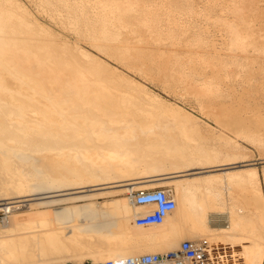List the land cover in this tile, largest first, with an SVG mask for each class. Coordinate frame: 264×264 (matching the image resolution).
<instances>
[{
    "label": "bare ground",
    "instance_id": "1",
    "mask_svg": "<svg viewBox=\"0 0 264 264\" xmlns=\"http://www.w3.org/2000/svg\"><path fill=\"white\" fill-rule=\"evenodd\" d=\"M8 1L10 5L7 6L0 2V31L9 34L6 38L0 37V209L7 214L22 206L30 209L34 203L94 199L106 193L113 195L124 189L164 182L173 185L171 190L176 204L158 224V229L137 227L132 222L134 228H143L142 238H134L133 242H130V218L143 208L131 213L130 206L141 207L132 206L129 198L124 196L103 203L88 201L83 205L75 203L45 211L30 210L28 216L11 213L0 222V264H80L85 260L166 251L176 248L182 239L204 236L213 243L215 239V242L230 240L240 244L241 240L248 239V244H241L244 246L241 248L243 264H260L264 259L263 207L251 205L252 209L248 207L246 213L233 208L230 230L222 227L221 232L213 233L207 223V210L223 204L220 185L225 181L229 184L246 181L260 197L255 168L237 167L224 170L225 173L222 171L223 175L206 172V169L220 166L226 160L229 161L227 164L245 161L241 158L244 155L230 151L223 159L218 147L207 145L197 133L185 127L165 133L149 129L153 124L145 119L152 115L149 104L155 98L147 103L129 92L131 81L78 45L70 47L53 37H41V29L29 24L11 6L12 0ZM258 1L232 0L224 6L238 15V19L219 20L229 34L231 44L242 52L232 58L231 65L243 68L249 75L252 63H258L261 54L264 55V35L262 42H258L251 39L250 32L255 21L251 15L261 11ZM61 2L71 31L92 41L95 48L133 65L139 71L153 72L166 83L177 78L187 85L192 84L191 76L197 71L193 64L188 71H185L181 59L168 65L170 56L164 59L162 55H156L150 42L137 36L144 29L158 39L162 38L164 33L157 28L155 18L160 11L169 16L171 9H141L134 0H93L92 13L86 14L78 2H75L76 6L71 4V0ZM250 49L256 53L249 55ZM163 63L174 71L170 72L172 79L161 73ZM217 65L218 68L204 80L203 85L191 86L193 93L203 99L206 107L202 108H207L206 111L215 108L214 99L225 92L223 78L236 74L223 62ZM243 81L246 83L247 80ZM258 90L264 93V85L261 89L250 85L246 92ZM175 110L180 111L176 107ZM141 118L144 121H140ZM235 134L264 149V134L241 130ZM224 140L231 143V138ZM47 155L55 159L66 156L70 160L65 165L54 163L46 166L54 170L53 174L58 173L49 182L58 185L65 179H77L78 185L74 189L77 188L79 193L95 188L88 186L97 185L113 190L68 197L58 196L64 193L51 194L27 203L37 195L33 193L32 182L37 179L40 158ZM238 158L242 160H236ZM168 167L172 171H167ZM192 169L200 170L189 175ZM52 196L58 198L41 199ZM114 223L119 226L117 238L105 237L102 232ZM136 231L138 234L140 230ZM224 260L228 264V259Z\"/></svg>",
    "mask_w": 264,
    "mask_h": 264
},
{
    "label": "rangeland",
    "instance_id": "2",
    "mask_svg": "<svg viewBox=\"0 0 264 264\" xmlns=\"http://www.w3.org/2000/svg\"><path fill=\"white\" fill-rule=\"evenodd\" d=\"M40 1L41 0H12L11 6L14 7V9L20 15L22 14L23 17L26 19V21L27 22L29 21L28 22L29 24L31 23L37 25L41 29V30L39 29L41 32L40 33L41 37L43 38L53 37L56 39L57 42L59 43L66 42L67 45H69L70 47H72V45L73 46L78 45L79 47H81L82 50L93 55L95 58L99 59L104 64L109 66V68H114L127 80L131 81L132 88L130 89L129 87L128 89L129 92L134 93L135 95H137V97L142 99L144 102L146 101L147 103H149L152 100V98H155V101L153 102L151 101L152 103L149 104L150 109L152 108L151 109L152 115H150L148 118L145 119V121H148L150 125L153 124L152 126L153 128H149V129H159L162 133H165V132H169L172 129L185 127V129H187L188 131H194L195 133H197L199 138H201L202 141L205 140L207 145H215L216 147H218L222 151L221 157L223 156L222 157L223 159L227 158L226 154L230 153V151L234 153L237 152L239 155L241 154L244 155V157L241 158L244 159L245 161H239L236 163L227 164L229 161L226 160L223 162V164L224 163L226 164L224 165L222 164L217 167L216 166L211 167L212 169L208 168L206 169L207 170L206 172H213L215 175H223V173H221L222 171L235 169L237 167L250 166L255 168L257 172V181H258L257 186L260 191V197L257 193L251 190V187L246 181L243 182L237 181L236 183H230V184L227 181L221 183L220 193L222 192L221 199L223 201V204L221 206H218L216 209L210 208L207 210V219H208L207 223L211 232L213 233L221 232V228L226 227L227 225L229 226L227 227L226 230L231 229V212L233 208L235 211H239V213L241 212L246 213L247 208L249 207V209H252V206L258 208L263 207L264 209V149L259 146H256L255 143H252L245 138L236 136L235 134V132L238 130L239 131L241 130L245 133L248 132L253 134L256 133L262 135L264 134V93L260 90H258L257 92L251 91V93L246 92L249 89L250 85L255 86L256 89H261V87H263L264 85L263 83L264 55L261 54L262 57L260 55L261 61L258 60V63L257 61L252 63L253 67H251L252 72L250 73V75L246 73L243 70V68L239 66H238L239 68L237 66H235L236 68H234L233 65H231L232 58L241 55L242 52L238 51L237 48L231 44L230 36L227 33V31L222 27L219 20L222 18L238 19L239 17L238 15L231 12L230 9L224 6V4L231 3L232 0H134L141 9L149 10V9H157V8L158 9L169 8L172 10L169 16H167L162 11H160L156 15L155 22L157 23V28L161 29V31H163L164 33L162 35V38L158 39L157 36L145 32L144 29L140 31V33H138L137 36L139 38L147 39V41L150 42L154 52H156V55H162L164 59L170 56L168 65L172 64L176 59H181L183 61L182 64L185 68V71L190 70L191 69L190 66L194 65L197 71L196 73H193L191 76L193 81L192 84H188V85L179 81L177 78L173 79L172 81L169 80L166 83V81H163L162 78H159V76L154 75L153 72H148V71H147L148 73L142 72L136 69V67H134L133 65H130L129 63L116 60L115 58L105 53L104 51L95 48L92 44V41H90L89 39L80 36L78 33H75L73 30L71 31V28L67 23L68 15L65 10V7L63 6V3L61 2L62 0H49V2L48 1L44 2L45 0H42L41 2ZM79 1L80 0H71V4L73 6H76V3L78 2V4L81 5L82 10L86 12V14L92 13L91 9L93 6V0H87V1L85 0L84 2H79ZM0 2L2 5L5 6L10 5V2L8 0L5 1L0 0ZM257 4L256 5L260 7L261 11L256 13L255 15L254 14L251 15L253 16V19L255 18L254 19L255 21L251 27L250 32L252 35L251 39L256 41L259 40L258 42H262L263 40L262 36L264 35V0L262 1L259 0ZM19 5L20 7H18ZM63 15L67 19L63 18L64 17ZM26 16L28 17L26 18ZM59 18L60 19L62 18L61 19L62 21ZM157 28L155 27V29ZM1 32L2 30L0 31V37L6 38L7 35H9L8 33L5 34L4 32L3 34V32L2 33ZM258 32L260 33L258 34ZM49 33L50 36H47ZM259 37L260 39H258ZM255 53H256L255 51L253 52V50L250 49L248 54L254 55ZM191 59L192 62H190ZM204 59H206L207 62L204 63L203 62ZM221 62L226 64L228 70L232 69L236 74L234 77L232 76V77L223 78L222 87L223 89L225 88L224 89L225 92L219 97L214 99V101L216 102L214 103L215 105H213L215 108L212 109L214 110V112L212 113L211 109L206 111L207 108L205 109L202 108L206 104L202 103L203 101L202 98L196 96L193 93V89L191 86L203 85L204 80L209 79L212 75V72L218 68L217 63H221ZM166 64L167 63H163L162 65L163 67L160 69V71L162 74L165 73L169 79H172L170 78L171 77L170 72H174V71L171 68L168 69V65L166 66ZM261 67L262 70L260 69ZM243 80H247L246 83ZM248 82L249 84H247ZM176 84L178 87L176 86ZM224 84L225 86H223ZM162 100H164L163 101L164 103L162 102ZM238 100H240V102ZM165 104H167V106ZM203 104L205 105L203 106ZM175 107L179 108L180 111L175 110ZM226 113L228 115H224ZM216 114L219 115V118L218 115ZM192 115L193 117L191 118ZM139 120L144 121L143 118ZM237 120L238 122H236ZM228 123H230V125ZM232 123H234L236 126L239 127L235 128L236 126L233 125ZM234 128L236 130H234ZM224 138H231L232 144L227 143L224 140ZM221 141H223V143ZM57 158L59 159L57 160ZM241 158H238L236 160H242ZM69 161H70L69 158L66 156H59L56 157V159L49 155H47L46 157L42 156L38 162V164L40 163V166L37 167V172H36L37 179L32 182L33 193L37 195H34L33 198L35 199H30L27 203H33L35 202V200H39L37 198L51 194L54 195V194L64 193L66 196L65 195H58V196L68 197L70 195L74 196L75 194L76 195L90 194L92 193V191L93 193L94 192L99 193V191L106 192L107 190L109 191V189L113 190V188L111 187L100 188L98 187L99 185H97V186H88L87 188L90 187H95V188L84 189L83 191H80L81 193H79L76 191L77 188L74 189V186L78 185L76 184L79 181L77 179H65L64 181H62V183H59L58 185L54 184L53 182H49L50 179L54 177V175L57 174L56 176H58V173L53 174L54 170L51 168H46V166L49 167L54 163L65 165L68 164ZM168 168L169 169L167 171H172L170 167ZM177 169L179 170L180 167H178ZM198 170L200 169H192L188 173L189 175H195L196 174L195 172ZM144 175H148V173H144ZM153 186H163L171 189L173 188V185L164 182L154 185L139 186L131 189L136 190V189L149 188ZM61 189L63 190L61 191ZM131 189H124L120 193H116L113 195L108 193L104 195L103 194L98 195L94 199L85 198L74 201L63 200V201L51 202V203L50 202L36 203V204L34 203V207L31 206L30 209L28 207L22 206L15 210H11L7 214L4 213L5 211L3 212V210L0 209V213L3 212L5 216H9L11 215V213L22 216L23 215L28 216V214H30L31 211H35V210L45 211L46 209L50 210L51 208H58L75 203H76L75 205H83L91 201L103 203L105 202V200L107 202L110 199H115L122 196L128 197ZM58 196L43 197L41 199L42 200L53 199V198H58ZM131 219L133 221V216H131L130 218L131 228L136 230L143 229V228H134L132 226ZM159 226L160 225H154L150 227L158 229ZM102 233L105 235V237L113 238V239L117 238L114 224H112L110 227L105 229ZM203 238H207L209 240V238L206 236H204ZM242 241L243 240L240 241V244L239 242L237 244L230 240L228 241L223 240L220 242L216 241L217 242L216 243L214 239V243L216 244L214 243L213 244L216 245V251L219 254V258H220L219 263L226 264V261L224 259L227 258L229 261V257H230V261L229 262L227 261L228 264H233V263L236 264L237 262L238 264L239 263L243 264L244 255L241 254L243 253L241 248L242 247L244 248L245 244H248L250 240L244 239V241L243 242ZM178 244H176V246ZM241 244H243L244 246ZM230 248H232V251L230 250ZM227 254H230V256ZM263 254H264V250H263ZM232 255L233 257L234 256L235 257L232 258ZM232 261L233 263H231ZM260 264H264V259Z\"/></svg>",
    "mask_w": 264,
    "mask_h": 264
},
{
    "label": "built area",
    "instance_id": "3",
    "mask_svg": "<svg viewBox=\"0 0 264 264\" xmlns=\"http://www.w3.org/2000/svg\"><path fill=\"white\" fill-rule=\"evenodd\" d=\"M129 201L142 211L133 216L137 227H148L160 224L175 208V199L171 188L153 186L130 190ZM5 214L0 213V222ZM219 254L216 245L207 238L183 239L178 246L161 252L141 253L114 259L85 260L80 264H218ZM70 264V263H68Z\"/></svg>",
    "mask_w": 264,
    "mask_h": 264
},
{
    "label": "crops",
    "instance_id": "4",
    "mask_svg": "<svg viewBox=\"0 0 264 264\" xmlns=\"http://www.w3.org/2000/svg\"><path fill=\"white\" fill-rule=\"evenodd\" d=\"M253 168V167H252ZM226 171H224L223 173H225ZM183 176V175H182ZM181 176V177H182ZM139 209H142V207L141 208H132L131 206H130V211H131V213H133L135 210L137 211V210H139ZM114 225H115V229L116 230H119V226H118V224L117 223H114ZM229 225H227L225 228H227ZM135 232H137L136 231V229H133V228H131L130 227V242H133V239L134 238H138V239H140V238H142V235L140 234L141 233V229H140V231H138V234H136ZM121 237H124L123 235L121 236ZM183 240V239H182ZM142 242H144V241H142Z\"/></svg>",
    "mask_w": 264,
    "mask_h": 264
}]
</instances>
